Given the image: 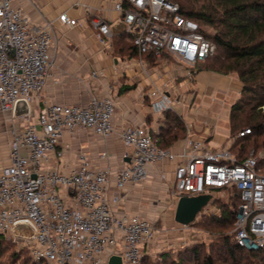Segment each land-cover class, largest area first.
<instances>
[{
  "label": "built area",
  "instance_id": "1",
  "mask_svg": "<svg viewBox=\"0 0 264 264\" xmlns=\"http://www.w3.org/2000/svg\"><path fill=\"white\" fill-rule=\"evenodd\" d=\"M115 9L122 15L125 32L139 54L156 59L172 57L194 69L212 58L216 45L201 25L183 16L171 0H122ZM60 21L75 25L64 13ZM97 38L107 46L113 33L109 24L94 20ZM53 25L33 26L14 0H0V107L13 114L18 101L29 106L45 88L54 63L51 53ZM193 71V70H192ZM96 76V73H94ZM153 108L157 113L172 109L173 99L155 87ZM115 100L91 97L86 105L48 104L36 122L29 120L15 132L10 164L0 170V234L20 239L29 247L36 264H110L114 256L122 264H144L145 248L156 237L153 221L145 216L115 210L129 185L147 179L149 165H175L172 196L196 197L235 188L240 195L235 223V241L247 250L264 247V154L239 161L230 148L213 149L193 139L188 131L182 153L161 148L146 125L114 127ZM80 129L101 136L118 133L131 154L119 171L115 192L110 191L109 171L95 168L90 160L68 171L47 168L51 160L64 157L61 139ZM251 133L239 132V137ZM29 222L36 230L21 239L13 227Z\"/></svg>",
  "mask_w": 264,
  "mask_h": 264
},
{
  "label": "crops",
  "instance_id": "2",
  "mask_svg": "<svg viewBox=\"0 0 264 264\" xmlns=\"http://www.w3.org/2000/svg\"><path fill=\"white\" fill-rule=\"evenodd\" d=\"M120 1L14 0V5L23 10L33 26L41 27L52 22L54 35L51 53L54 63L45 88L32 104L33 113L29 117L14 118L12 113L0 107V170L10 164L14 133L22 131L27 121L36 122L39 112L52 103L86 105L91 97L110 96L116 103L113 120L116 130L128 124L146 125L151 132L158 133L164 113H157L153 108L156 98L151 93L155 87L173 99L171 110L185 123V137L170 147L174 152L182 153L188 131L193 139L204 141L216 150L233 144L230 111L226 116L229 123L226 133L215 125H209L206 120L201 121L202 113L184 117L174 106L184 103L188 95L193 96V104L197 99L203 102L209 92L211 99L222 100V104L227 103L232 93L235 94L231 108L240 96L243 83L235 75L221 74L211 69L192 71L171 60L173 58L170 56L148 59L141 55L130 57L123 54L115 46V41L121 39L129 42L125 31L115 33L111 30L113 36L108 45L101 44L93 21L102 20L110 27L122 21V15L115 9ZM64 13L76 20V24L61 22L60 15ZM210 113L207 114L209 117ZM60 148L64 157L51 160L47 168L68 171L83 156L95 168L109 171L111 192L116 191L115 181L119 171L130 160L125 154L132 153L118 133L105 137L85 129L65 133ZM174 168L175 165L168 162L149 165L147 179L140 184L127 186L122 192L123 200L115 209L117 213L128 212L155 219L164 214L168 203L171 205L169 212L176 213L178 200L172 196ZM146 248V254L152 255L150 245Z\"/></svg>",
  "mask_w": 264,
  "mask_h": 264
},
{
  "label": "trees",
  "instance_id": "3",
  "mask_svg": "<svg viewBox=\"0 0 264 264\" xmlns=\"http://www.w3.org/2000/svg\"><path fill=\"white\" fill-rule=\"evenodd\" d=\"M171 1L179 4L183 16L201 25L205 36L216 45L217 52L220 50L223 53V58H217L219 67L203 68L235 75L243 83L239 98L230 108L231 136L235 137L230 150L242 161L249 156L245 154L248 147L252 146L254 152L264 149V140L260 142V138L264 136V0ZM205 27L213 29L214 33L208 32ZM127 38L129 42L118 39L115 46L123 54L139 57L133 40L128 35ZM141 57L155 58L152 53L143 54ZM244 129H250L251 133L239 137V132ZM185 131L182 118L168 110L164 112L158 133L152 132V135L159 147L170 148L185 137ZM253 137L255 139L252 140ZM226 191L234 193L229 203L221 204L219 214H212L203 221V226L215 230L219 237L217 245L211 247L210 253L202 259V264H264V247L255 251L244 249L235 241V232L233 235L226 233L235 228L241 203L239 192L235 188ZM5 237V234H0V247ZM192 253L198 257L197 248L193 249ZM148 259L149 255H145L143 263L146 264ZM30 260L31 264H36L31 256ZM167 264L180 262L173 259Z\"/></svg>",
  "mask_w": 264,
  "mask_h": 264
},
{
  "label": "rangeland",
  "instance_id": "4",
  "mask_svg": "<svg viewBox=\"0 0 264 264\" xmlns=\"http://www.w3.org/2000/svg\"><path fill=\"white\" fill-rule=\"evenodd\" d=\"M205 29L214 33L213 29L205 27ZM223 58V53L218 50L217 55L204 63L195 66L193 71L203 67L217 68V58ZM174 60V59H171ZM186 73V71H183ZM207 94L210 95L208 92ZM205 98V100H196L193 104V96L188 95L184 103L177 104L174 109L182 116L196 115L199 112L204 115L200 117L201 121L206 120L209 125H215L220 131L228 132L229 123L226 120V116L230 111V103L234 101L235 94H231L227 99L226 104H222V100H214L211 97ZM222 97H219V99ZM201 103V104H200ZM193 104V105H192ZM192 105V107H191ZM211 111V113H210ZM210 113V117L207 115ZM222 116V118H220ZM224 116V117H223ZM241 130V129H239ZM238 130V131H239ZM235 137L231 139L233 143ZM255 137L252 138V140ZM264 140V136L260 138V142ZM232 146V144H231ZM245 154L256 155L264 154V149H258L253 151L252 146L248 147ZM234 193L232 191L217 192L212 195V199L197 215L195 221L189 225H181L175 221V212H169L171 205L168 203L165 207L164 214L158 218L151 219L156 228V237L151 242L150 253L148 262L146 264H159V263H171L173 259L179 261L180 264H202V259L210 253V248L217 245L218 234L215 230L206 228L203 226V221L212 214H219V207L221 204L229 203V199ZM235 228L226 232L228 235H233ZM148 247V246H147ZM198 249V257H195L192 250ZM148 248H146L147 251ZM1 256L0 264H31L29 247L24 241L15 239L11 235H6L4 241L1 243ZM164 260V261H163Z\"/></svg>",
  "mask_w": 264,
  "mask_h": 264
},
{
  "label": "water",
  "instance_id": "5",
  "mask_svg": "<svg viewBox=\"0 0 264 264\" xmlns=\"http://www.w3.org/2000/svg\"><path fill=\"white\" fill-rule=\"evenodd\" d=\"M126 25L123 21H118L111 26V30L115 33L124 32ZM29 115V106L24 100L17 102L13 111L14 118H23ZM212 199V194H205L196 197H181L178 200L175 220L182 225L193 223L197 215ZM13 233L21 239L33 238L36 234L35 228L27 221H21L14 225ZM110 264H122L121 257L114 256L110 259Z\"/></svg>",
  "mask_w": 264,
  "mask_h": 264
}]
</instances>
